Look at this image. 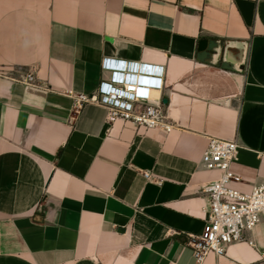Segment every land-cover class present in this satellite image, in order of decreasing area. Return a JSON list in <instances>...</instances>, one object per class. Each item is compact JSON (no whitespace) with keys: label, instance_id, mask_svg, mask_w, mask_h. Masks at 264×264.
<instances>
[{"label":"crops","instance_id":"crops-1","mask_svg":"<svg viewBox=\"0 0 264 264\" xmlns=\"http://www.w3.org/2000/svg\"><path fill=\"white\" fill-rule=\"evenodd\" d=\"M106 58L162 67L172 131L78 105ZM211 137L264 182V0H0V264H198ZM250 237L200 264H264Z\"/></svg>","mask_w":264,"mask_h":264},{"label":"built area","instance_id":"built-area-1","mask_svg":"<svg viewBox=\"0 0 264 264\" xmlns=\"http://www.w3.org/2000/svg\"><path fill=\"white\" fill-rule=\"evenodd\" d=\"M102 66L110 70V78L101 81L97 93L81 95L79 106L87 102L106 107L110 123L122 120L139 130H173L166 104L162 99L152 102L151 90L164 88L162 67L108 58ZM22 81L34 84L35 76L29 73ZM238 158L237 141L219 137L210 138L202 155V167L217 171L218 176L201 189L208 201L203 207L208 219L202 232L190 235L187 241L198 264L211 254L225 255L229 245L236 242L257 246L250 235L264 223V182L248 191L238 188L236 184L243 181L233 169Z\"/></svg>","mask_w":264,"mask_h":264},{"label":"water","instance_id":"water-1","mask_svg":"<svg viewBox=\"0 0 264 264\" xmlns=\"http://www.w3.org/2000/svg\"><path fill=\"white\" fill-rule=\"evenodd\" d=\"M210 46H211V45H210V41H209V40L205 39V40H202V41H201V43H200V50H201V52H203V54H204V55H202V56H206V57H207V55H205L204 52L208 51V50L210 49ZM164 102L167 103L168 100L165 99Z\"/></svg>","mask_w":264,"mask_h":264}]
</instances>
